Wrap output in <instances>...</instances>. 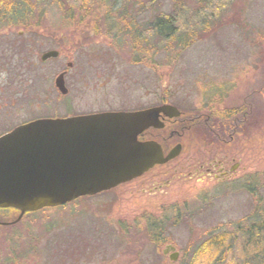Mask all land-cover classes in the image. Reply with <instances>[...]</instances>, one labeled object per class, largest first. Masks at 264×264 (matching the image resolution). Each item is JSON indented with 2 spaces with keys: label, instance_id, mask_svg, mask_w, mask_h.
Returning <instances> with one entry per match:
<instances>
[{
  "label": "rangeland",
  "instance_id": "rangeland-1",
  "mask_svg": "<svg viewBox=\"0 0 264 264\" xmlns=\"http://www.w3.org/2000/svg\"><path fill=\"white\" fill-rule=\"evenodd\" d=\"M45 1L30 0L33 14L11 19L1 11L15 1L0 0L6 4L0 8V135L35 119L156 104L164 93L173 94L172 103L216 112L226 95L243 97L259 83L264 0H155L154 6L152 0H132L135 6L121 17L116 9L124 12L128 1L115 7L118 0H108L82 23L80 15L68 20ZM159 11L182 14V44L152 41L150 54L141 53L144 48L133 47L129 24L134 19L144 31ZM116 22L120 27L114 29ZM94 26L98 33H90ZM51 51L59 57L43 62ZM63 71L67 95L55 85ZM246 154L247 174L260 176L264 208V129ZM177 178L160 194L137 183L20 220L17 212L0 211V264H264L263 248L249 253L244 241L230 246L226 260L194 257L195 230L217 218L193 219L192 186ZM253 182L248 178V187ZM251 202L246 195L225 207L220 220L251 216ZM5 222L15 225L3 227ZM167 243L180 252L178 261L162 255Z\"/></svg>",
  "mask_w": 264,
  "mask_h": 264
},
{
  "label": "flooded vegetation",
  "instance_id": "flooded-vegetation-1",
  "mask_svg": "<svg viewBox=\"0 0 264 264\" xmlns=\"http://www.w3.org/2000/svg\"><path fill=\"white\" fill-rule=\"evenodd\" d=\"M92 15L85 16L94 18ZM61 74L66 77L68 71ZM256 79L259 83L249 94L235 98L226 95L223 98V109L216 112L212 108L208 111L204 107L197 110L177 102L172 103L173 94L164 93L156 104L136 106L128 110L83 114L158 110L152 119V125L138 135V141L156 143L162 149L164 157L174 150L179 155L166 164L156 165L141 177L124 185L138 183L160 194L178 177L181 183L192 186V207L195 213L193 219L205 216L209 219L217 218L205 229L196 227L195 236L192 237V244L198 245L194 247L193 253L196 258L207 255L209 260L228 259L230 246L245 241L243 234L247 227L255 225L261 217V180L260 176L251 179L247 174L246 153L253 138L264 129V64L258 65ZM167 168L171 170L166 172ZM248 178L250 182L254 181V187H248ZM146 189H143V193ZM246 195L252 201L251 216L242 217L232 223L220 220V210L224 211L225 207L230 208L241 202ZM0 211L17 212L20 215V212L13 209ZM1 224L3 227L15 225L8 222ZM201 250L206 253L202 254ZM161 253L169 260L174 254L180 258V252L171 243H167Z\"/></svg>",
  "mask_w": 264,
  "mask_h": 264
},
{
  "label": "water",
  "instance_id": "water-1",
  "mask_svg": "<svg viewBox=\"0 0 264 264\" xmlns=\"http://www.w3.org/2000/svg\"><path fill=\"white\" fill-rule=\"evenodd\" d=\"M58 56L51 51L42 60ZM55 85L68 93L64 74ZM157 111L39 119L2 135L0 208L19 210L20 220L28 212L110 191L173 160L177 150L164 157L156 143L138 141ZM177 259V254L171 257Z\"/></svg>",
  "mask_w": 264,
  "mask_h": 264
},
{
  "label": "trees",
  "instance_id": "trees-1",
  "mask_svg": "<svg viewBox=\"0 0 264 264\" xmlns=\"http://www.w3.org/2000/svg\"><path fill=\"white\" fill-rule=\"evenodd\" d=\"M14 3H10L9 5L6 4L3 5L2 2H0V8L1 6L6 7L4 11H1L2 16L6 15L8 18H16L17 16H20V12H26L29 14H33V11L30 9L29 1L30 0H13ZM108 0H48L47 3L55 4L58 10L67 17L68 20H76V16H81V20L79 21L82 23L86 18L85 15L91 14L92 11L97 8L98 6H101L103 2H107ZM130 5V7H127L124 12H121L120 9H116V12L119 13L120 17L127 14V11L131 9V7H134V3H132V0H127ZM45 0H37V3H44ZM120 4V0L115 2V7H117ZM152 6L155 5V0H152ZM122 6V5H121ZM120 6V7H121ZM34 8L35 6H31V8ZM124 7V5H123ZM178 8V7H177ZM179 12V11H178ZM124 13V14H123ZM126 13V14H125ZM137 13H140V11H137ZM181 13H171V14H165L162 12H158L156 17L151 20L150 24L147 25L148 28L144 29V31L138 30L135 28V20L133 19L130 22L131 30L129 35L131 36L133 40V47H137L138 49L144 48L141 53L146 52L150 54L149 49V43L154 41V44H157V46L162 45V43H172V42H179L182 44V40L184 39L183 33L186 32H180L179 23L182 21ZM107 19V18H106ZM112 20V19H111ZM100 21V20H96ZM125 20L120 21L124 22ZM112 28H118L120 27V24L112 23ZM90 33H98V27L94 26L90 30ZM89 33V34H90ZM182 33V34H181ZM149 39H152L149 41ZM153 46V45H151ZM155 46V45H154ZM141 55V54H140ZM263 211V213H262ZM261 211V217L257 221L255 225L248 226L246 229V233L243 234L245 237V241L243 243V246L245 247L246 251L251 253L255 251L254 249L256 247H262L264 252V208H262ZM158 244V243H157ZM251 251V252H250Z\"/></svg>",
  "mask_w": 264,
  "mask_h": 264
}]
</instances>
